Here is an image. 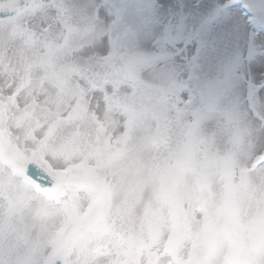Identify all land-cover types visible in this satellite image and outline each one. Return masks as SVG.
I'll return each instance as SVG.
<instances>
[{"label": "snow or ice", "instance_id": "obj_1", "mask_svg": "<svg viewBox=\"0 0 264 264\" xmlns=\"http://www.w3.org/2000/svg\"><path fill=\"white\" fill-rule=\"evenodd\" d=\"M0 264H264V0H0Z\"/></svg>", "mask_w": 264, "mask_h": 264}, {"label": "rangeland", "instance_id": "obj_2", "mask_svg": "<svg viewBox=\"0 0 264 264\" xmlns=\"http://www.w3.org/2000/svg\"><path fill=\"white\" fill-rule=\"evenodd\" d=\"M169 2H171V0H169ZM236 2H239V0H234V3H236Z\"/></svg>", "mask_w": 264, "mask_h": 264}]
</instances>
